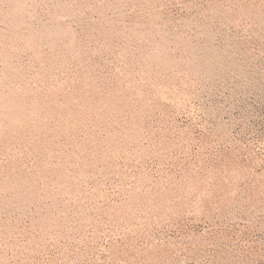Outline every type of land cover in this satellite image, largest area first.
I'll return each instance as SVG.
<instances>
[{
	"label": "rangeland",
	"instance_id": "374dc122",
	"mask_svg": "<svg viewBox=\"0 0 264 264\" xmlns=\"http://www.w3.org/2000/svg\"><path fill=\"white\" fill-rule=\"evenodd\" d=\"M0 264H264V0H0Z\"/></svg>",
	"mask_w": 264,
	"mask_h": 264
}]
</instances>
